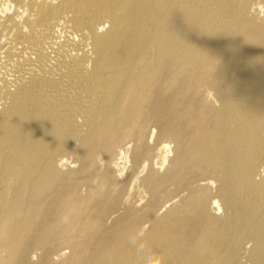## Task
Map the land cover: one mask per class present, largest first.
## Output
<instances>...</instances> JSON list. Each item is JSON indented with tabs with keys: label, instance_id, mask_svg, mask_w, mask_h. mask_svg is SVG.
Instances as JSON below:
<instances>
[{
	"label": "bare ground",
	"instance_id": "1",
	"mask_svg": "<svg viewBox=\"0 0 264 264\" xmlns=\"http://www.w3.org/2000/svg\"><path fill=\"white\" fill-rule=\"evenodd\" d=\"M0 264H264V0H0Z\"/></svg>",
	"mask_w": 264,
	"mask_h": 264
},
{
	"label": "clouds",
	"instance_id": "2",
	"mask_svg": "<svg viewBox=\"0 0 264 264\" xmlns=\"http://www.w3.org/2000/svg\"><path fill=\"white\" fill-rule=\"evenodd\" d=\"M142 247V246H141Z\"/></svg>",
	"mask_w": 264,
	"mask_h": 264
}]
</instances>
